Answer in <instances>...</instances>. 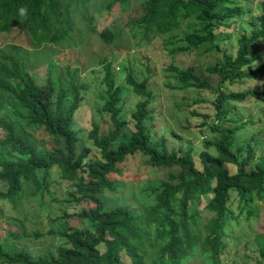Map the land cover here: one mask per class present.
Wrapping results in <instances>:
<instances>
[{
	"label": "trees",
	"instance_id": "16d2710c",
	"mask_svg": "<svg viewBox=\"0 0 264 264\" xmlns=\"http://www.w3.org/2000/svg\"><path fill=\"white\" fill-rule=\"evenodd\" d=\"M94 1L0 0V32L25 31L38 46L65 39L85 22L87 29L111 42L121 29L96 27V17L89 12ZM104 1L105 10L114 3L128 6V0ZM259 3V13L243 18L247 9L240 0H140L124 19V25L137 29L144 41L166 33L163 42L171 44L169 53H218L202 72L193 65L170 62L164 66L185 86L215 90L216 120L205 127L210 135L201 139L199 167L191 146L174 149L166 145L165 135L153 138L146 123L151 100L147 77L136 79L130 70L125 73L138 96L129 110L133 129L127 133L128 120L118 103L111 63L105 56L100 59L104 70L100 109L107 112L109 124L104 130L94 122L88 127L87 135L100 155L91 159L87 145L77 146V131L71 126L80 100V85L72 75L67 84L49 72L37 81L17 46L7 51L0 48V217L2 210L16 208L24 194L64 203L58 206L61 213L53 216L57 227L47 230L61 239L53 251L31 256L23 247L5 249L0 241V264H145L147 258L151 264H183L193 257L201 264H220L226 244L223 234L240 217L256 216L252 203L256 198L261 199V225L253 235L254 264H264V158H255L257 135L251 133L243 140L234 135L246 119L254 120L228 116L233 101L252 95L264 100V89L241 86L245 79L264 77V0ZM228 31L237 33L231 44ZM213 75L214 84L209 79ZM134 153H140L151 172L168 169L166 179L144 187L151 200L139 208L122 200L128 187L123 162ZM52 165L54 176L49 171ZM64 179L70 185L67 196L54 197L53 191ZM206 193L210 195L204 205L212 213L203 217L197 204ZM118 195L120 200L113 202ZM69 205L75 210L70 212ZM67 216L78 218L81 226L69 224ZM9 234L27 235L20 222Z\"/></svg>",
	"mask_w": 264,
	"mask_h": 264
},
{
	"label": "rangeland",
	"instance_id": "374dc122",
	"mask_svg": "<svg viewBox=\"0 0 264 264\" xmlns=\"http://www.w3.org/2000/svg\"><path fill=\"white\" fill-rule=\"evenodd\" d=\"M104 2V0L92 2L89 5V12L96 17L97 28L108 25L113 30L121 29V33L117 34L111 42L103 40L95 30L87 29L86 23L81 22L65 39L38 46H34L25 31L11 28L7 32H0V48L7 51L11 45L17 46V52L22 56L26 69L35 75L37 81L43 80L46 72H49L51 77L59 78L67 84L69 74L72 75L73 81L80 85V100L74 109L71 126L77 131V146L87 145L89 147L87 157L91 159H100V155L98 148L91 143L87 135L88 127L91 122H94L100 130H104L109 124L107 112L100 109L102 103L100 95L104 88L101 82L104 70L100 59L105 56L111 63L113 80L117 86L116 93L120 96L118 103L121 105L122 116L128 120L124 127L127 133L133 129L129 110L138 96L126 80L125 73L130 70L136 79L147 77L145 86L151 90V100L148 104L150 117L146 123L153 138L158 139L161 135H165L166 145L174 149L178 146L181 149L191 146L192 158L195 165L199 167L197 153L201 149V139L210 135L205 127L216 120L212 102L215 90L185 86L173 78L170 75L171 71L166 70L164 66L170 62L178 66L193 65L195 70L202 72L203 66L216 59L219 56L218 53L210 51L206 54L199 50L169 53L167 49L171 47V44L163 42L166 33L154 34L148 41H144L139 38L137 29L133 28L131 31L124 25V19L128 14L133 13V8L140 0H128L126 8L114 3L109 10H105ZM240 3L247 9L243 18H253L260 12L259 0H240ZM228 34L231 44L237 33L228 31ZM226 44L228 45V42ZM209 79L213 84L217 80L214 75L209 76ZM253 85L264 89V77L245 79L241 86ZM252 96L239 102L233 101L235 106L228 111V116L241 115L243 120L250 116L254 120L247 122L246 119V123L242 124L234 135L239 140L248 138L251 133L257 135V143L253 142L255 158L260 156L264 158V100L255 99ZM229 105H232L231 102ZM202 120L203 124H200ZM144 164L140 153L129 154L123 162L128 187L124 190L122 200L137 208L151 200V194L147 195L148 190H144V187L167 178L168 169L162 168L158 172H151ZM251 165L252 163L249 166ZM49 171L52 176L56 175L54 165L49 168ZM69 186V180H62L56 191H53L54 197L67 196L66 190ZM25 189L29 190V186H25ZM209 195L210 193L203 194L197 204L198 212L203 217L212 213L204 205ZM120 198L118 195L113 202L119 201ZM48 201V196L41 201L37 195L24 194L19 197L16 208L2 210L0 241L3 248L23 247L31 256L46 254L50 249L54 250L61 239L47 230L57 227L58 221L53 216L61 213L58 206L64 203L57 200ZM260 201L259 198L252 201L256 207L254 218L240 217L232 226L229 225L227 234H223L226 244L220 264H254L257 252L253 235L261 225ZM75 208L69 205L68 210L71 212ZM66 219L71 225L81 226L75 216H67ZM19 222L24 226L27 235L15 238L9 233L18 229ZM35 231H39L40 235L34 236ZM102 249L103 245H100V250ZM145 264H151L148 258ZM183 264H201V262L198 257H193Z\"/></svg>",
	"mask_w": 264,
	"mask_h": 264
},
{
	"label": "clouds",
	"instance_id": "9594fccd",
	"mask_svg": "<svg viewBox=\"0 0 264 264\" xmlns=\"http://www.w3.org/2000/svg\"><path fill=\"white\" fill-rule=\"evenodd\" d=\"M20 13H21L22 16L26 15V9L22 8V9L20 10Z\"/></svg>",
	"mask_w": 264,
	"mask_h": 264
}]
</instances>
